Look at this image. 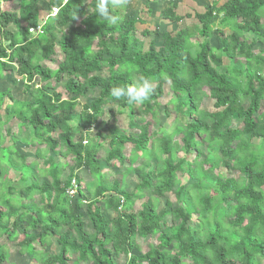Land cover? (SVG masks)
Returning a JSON list of instances; mask_svg holds the SVG:
<instances>
[{
  "label": "trees",
  "instance_id": "obj_1",
  "mask_svg": "<svg viewBox=\"0 0 264 264\" xmlns=\"http://www.w3.org/2000/svg\"><path fill=\"white\" fill-rule=\"evenodd\" d=\"M9 1L12 0H0V3ZM41 2L47 11L43 21L39 17ZM95 3L96 0L87 3L85 0H22L18 10L0 11V81L14 71L24 80L22 88L29 96L26 104L10 102L9 89L0 87V109L18 121L19 133L26 132L20 142L44 145L54 152L62 144L72 162L67 166V178L62 180V165L54 161L52 155L47 156L44 163L50 179L37 183L31 176V164L14 148L15 133L7 130L11 144L0 145V236L14 241L21 235L18 252L31 261L39 253L35 243L43 247L48 238L56 237L57 253L29 264H116L118 254L128 256L125 264H260L262 260L264 263V115L259 114L264 100V76L248 74L245 82L242 81L250 61L264 66V57L253 51L261 31L264 0H226L220 5L212 1L203 12L193 15L177 14V4L169 1L160 10L163 21L179 23L185 17H194L199 22L197 34L201 40L195 52L187 45L191 35L189 28H180L174 34L155 31L161 46L156 48L154 41H150L144 50L143 40L137 34L144 38L148 30H136V21L123 16L122 22L108 25L95 13ZM145 5L152 13L156 0H145ZM53 9H56L54 15L50 13ZM116 14L121 15L118 10ZM218 16L220 24L229 27L230 33L218 37L216 49L211 47L208 37L213 31L212 20ZM10 26L15 30H9ZM38 26H41L40 32L30 31ZM94 44L96 51L92 50ZM56 47L62 54L57 68L51 70L39 64L40 60H49ZM222 55L232 62L244 60V70L230 65L223 72L218 71L216 67L223 65ZM104 67L106 76L100 74ZM139 75L155 84L150 100L141 105L142 111L152 112L153 102L163 95L164 80L169 82L173 96L178 99L174 102L173 97L169 104H175L181 113L182 119H177L183 131L181 141L185 152L189 153L200 143L199 135L206 134L211 143H216L225 167L243 176L240 183L229 176L218 180L213 192H206L197 204L190 203L185 189L179 187L175 196L179 199L184 193L185 206L155 213L153 206L143 203L136 212L129 210L131 198L150 187L152 173L146 171L143 164L150 157V138L158 134L151 136L145 124L131 123L140 128L138 135H121L113 128H107L105 135L100 134L109 142L106 166L114 161L123 166L127 157L122 147L132 144L130 153L140 154L133 168L140 182L132 194L113 182L110 195L105 196L107 189L101 183L103 164L98 151L88 150L86 140H75L74 136L82 137L107 104L116 103L122 108L132 106L112 97L111 89L126 86ZM63 77L66 78L64 91L72 98L65 99L57 91H48L52 79L59 81ZM94 89H98L97 97L74 116L77 98ZM207 95L213 100L214 110L209 112L199 108V102ZM244 100H248L246 107L242 106ZM206 116L211 120L209 124L204 121ZM234 116L241 118V128L228 126ZM4 122L0 114V128ZM160 131L157 139L163 159L157 173L161 182L152 189L156 196L169 192L177 172L193 163L186 158L174 162L171 150L176 142L163 128ZM52 133H57L58 138H52ZM253 144L257 145L256 150ZM39 147L34 156L42 151ZM6 152H9L8 163L3 161ZM82 167L99 181L93 198L87 201L81 191L82 180L76 173ZM11 169L20 172L25 198L39 196L38 206L31 201L22 202L20 195L14 193L16 187L8 177ZM73 180L76 193L70 198L67 190L72 188ZM194 187H198L197 184ZM101 202L112 210L111 217L104 216L99 206ZM83 203L92 233L85 231L78 212ZM220 210L224 217L230 216L227 231L221 230L216 221ZM193 213H197L201 221L197 229L192 227ZM167 215L172 216L176 224L162 228L160 223ZM209 218L213 221L211 228L204 230L202 227ZM203 230L205 237L201 234ZM136 237H155L158 244L136 256L131 254ZM172 243L177 247L174 253L167 250ZM70 255L76 258L71 260ZM5 262L4 245L0 244V264Z\"/></svg>",
  "mask_w": 264,
  "mask_h": 264
},
{
  "label": "rangeland",
  "instance_id": "obj_2",
  "mask_svg": "<svg viewBox=\"0 0 264 264\" xmlns=\"http://www.w3.org/2000/svg\"><path fill=\"white\" fill-rule=\"evenodd\" d=\"M89 0H85L87 3ZM140 1L142 3H140ZM204 1V0H203ZM217 2L222 3L223 0H205L203 4H198L195 6H184L180 3L179 12L184 15L185 13H190L193 15L196 12L204 11V7L209 4L210 2ZM222 1V2H221ZM163 0H156V8H153L152 13L148 11L147 6L145 5V0H131V2L127 5L124 12L119 13L128 19H133L136 21L134 24L136 30H148L149 34L144 38L137 34V37L143 40V49L146 50L150 41H154L156 48L161 46V39L155 33V31L159 32H169L174 34L180 28H189L191 30V35L187 38V45L191 52H195L197 49V42L201 40L198 37V30L200 29V24L194 17H185L179 23H172L169 21H163L160 17V8L162 5ZM197 1L196 3H199ZM22 4V0H12L9 2H1L0 3V11L1 10H18L19 6ZM218 5V4H217ZM40 6V21H43L47 15L46 7L43 2L39 4ZM219 17H216L212 20L213 31L210 32L208 37V42L211 47L218 49V37H224L225 35L230 33L229 27L225 26L224 24H220ZM9 30L14 31L15 27L10 26L8 27ZM215 29L219 30L220 32L217 33L214 31ZM114 36H117L115 34ZM247 38L250 35L245 34ZM7 42L4 41V44ZM95 44L92 45V50L96 51ZM253 51L255 54L264 57V8L261 9V31L258 37H256V43L254 45ZM62 60V54L60 53L58 47L55 48V53L50 57L49 60H40L39 64L48 67L51 70H55ZM223 65L221 67H216L218 71H224L226 67L232 65L241 67L243 70L245 68V61L239 60L236 62L230 61L227 57L222 55ZM244 76L242 81L245 82V77L252 76L254 73L261 74L264 76V66H256L253 64L252 61L248 64V69L244 70ZM100 74L102 76H106L107 69L104 67ZM24 79V78H23ZM24 80L20 79L19 76L15 74L14 71H10L8 75L3 77L2 82L0 83L1 89L8 88L10 91V102H18L22 104H26L29 100L28 94L23 90L22 86ZM35 83L38 82V79L34 81ZM66 82V78L63 77L61 80L57 81L55 79L51 80V88L48 90L49 92L57 91L61 93L62 97L65 99L72 98L71 95L67 94L64 91V84ZM155 86V84H154ZM206 93L208 92L205 89ZM98 95V89L89 90V92L82 97L77 98V105L73 111L74 116H78L79 112L82 109L83 105H87L90 101L96 98ZM172 89L170 88L169 82L164 80L163 82V95L157 101L153 102L152 104V112L144 113L143 107L141 105H132L126 108L120 107L118 104H107L104 109L102 110L101 114L95 120V123L88 128L82 137H79V134L74 136L75 140H79L82 138L86 140L85 146L88 150L95 149L98 151V157L103 164L102 174L104 175V179L101 181L103 186L107 189L105 196L110 195V187L113 182H117L119 187L129 194L134 192L135 186L140 182V179L133 168L136 167L137 163L139 162V153H130L132 148V144H125L122 147V152L126 155L127 160L123 166H120L117 162H110L107 166L105 165V158L109 151V142L108 139L103 138L101 134H106L107 128H113L117 131L118 134L121 135H138L140 133V128L137 126H131V123H136L139 126H143L144 124L147 126L148 133L152 135L157 132L158 134L155 135L156 138H150V143L148 144V153L149 159L145 161L143 167L146 171H150L152 173L151 178L149 179L150 187L144 189L141 192H137L135 196L131 198L129 201V210L136 212L140 209L143 203H147L150 206H153V210L155 213H158L160 210H172L177 208L178 206H185L184 204V193L180 195L179 199L175 196V192L178 190L179 187H183L186 192V196L188 197L190 203L197 204L199 198L204 195L206 192H213L216 188V184L218 180H221L225 177H233L238 181L241 182L243 176L239 174L236 170H230L229 168L225 167L224 160L220 155L218 147L216 143H211L208 140V136L206 134L199 135V142L197 146H195L189 153L185 152L183 148V143L181 138L183 136V131L180 129V124L177 118H181V113L178 112V107L175 104H169L170 100L173 98ZM8 100L6 99V102ZM178 99L174 97V102H177ZM248 104V100H244L242 103L243 107H246ZM200 110L206 111H213V100L207 95L201 99L199 102ZM260 115H264V100L260 104ZM3 117L5 118L6 115L2 112ZM182 119V118H181ZM204 121L209 124L211 121L209 116L204 118ZM8 122V121H7ZM11 126V127H10ZM18 126V121L15 125L11 122L6 123L4 129L3 124L2 128H0V134L3 136V139L0 140V145L8 146L11 144L10 135L4 133L5 130H11L14 132V148L18 153H22L25 156V159L28 164H31V176L37 182L41 183L42 181L48 180L49 181V173L48 167H46L44 163V159L47 156L52 155L54 161L59 162L61 167V179L65 180L69 173L68 165H72V162H69L68 152L66 151L65 147L60 144L57 150L49 151L45 146H38L36 144L28 145L25 144V140L20 142L21 139L25 138L26 132H18L16 130ZM228 126L234 128H241L242 127V120L236 116L232 117L229 122ZM163 128L165 131L170 133L172 140L176 143L172 146L173 149L171 150V158L175 162L181 158H186L189 162L193 163L189 165H184L181 171H178L172 189L169 192L162 194L161 196H156L152 193V189L155 185L161 182V179L157 176V173L161 170V160L163 159L162 154L159 151V143L158 137L161 134L160 129ZM100 132H102L100 134ZM52 138L57 139L58 134L52 133ZM83 136L85 138H83ZM41 148L42 151H39V156H34L36 149ZM253 147L256 150L257 145L253 144ZM46 150H43V149ZM7 154L9 152L3 153V161L4 163H8L7 161ZM1 158V153H0ZM138 158V159H137ZM25 169V168H24ZM77 175L80 176L81 182V191L83 196L87 199H92L95 193L97 184L99 181L92 177L86 167L80 168L77 172ZM8 177L13 182L15 189V194L17 193L20 195V199L24 203H28L31 201L33 204L38 206L40 204L39 196L36 195L32 197L30 200L25 198V193L21 189L23 182L20 180V172L14 171L11 169L8 173ZM197 184L198 187H194ZM264 190V188H263ZM27 200V201H26ZM100 209L102 210L105 217L109 218L113 215L112 210H108L105 208L104 203L101 202L99 204ZM78 212L82 215V220L84 223V229L87 233H92L93 229L91 228V224L88 221L86 214H85V204H81L80 209ZM230 216H223V210H220L217 214L216 221L220 224V228L223 231H227L230 227L227 225V220ZM164 222H161L160 225L162 228L170 227L176 224L172 219V216L167 215L163 219ZM192 227H198V223H200V219L198 218L197 213L192 214ZM213 221L211 218L207 220V225L203 226L204 230H209L211 228ZM201 231V234L205 237L206 232ZM22 236L18 235V237L14 241L6 240L5 236H0V244L4 245V252L7 257V262L3 264H29L30 262L39 263L44 257L57 253L58 245L56 237L48 238V242L45 246L41 247L39 244L35 243V247L38 249L39 253L36 258L31 261L30 258L25 254H20L18 252L17 242L21 240ZM158 241L155 237H136V246L131 251L133 255H141L144 252L148 251L150 248L156 247ZM176 244L172 243L167 250L170 253H174L176 251ZM69 258L71 260L75 259L76 256L70 255ZM128 259V256L123 254H118L115 256L116 264H125ZM260 264H264L263 260Z\"/></svg>",
  "mask_w": 264,
  "mask_h": 264
},
{
  "label": "clouds",
  "instance_id": "obj_3",
  "mask_svg": "<svg viewBox=\"0 0 264 264\" xmlns=\"http://www.w3.org/2000/svg\"><path fill=\"white\" fill-rule=\"evenodd\" d=\"M130 2L131 0H96L95 13L108 25H116L123 19L122 15L116 14L117 10L124 12ZM76 18L77 15L73 17ZM153 90L154 83L148 77L139 75L126 86H114L111 95L116 100H125L129 105H143L150 100Z\"/></svg>",
  "mask_w": 264,
  "mask_h": 264
},
{
  "label": "crops",
  "instance_id": "obj_4",
  "mask_svg": "<svg viewBox=\"0 0 264 264\" xmlns=\"http://www.w3.org/2000/svg\"><path fill=\"white\" fill-rule=\"evenodd\" d=\"M169 1H173V2H175L176 4H177V7H176V9H175V11H176V13L177 14H179V15H182L180 12H179V6H180V3H182V5H184V6H195V5H198V4H203V5H205L206 3H204L205 2V0L203 1V0H163V2H162V5H161V8L159 9V10H161L163 7H165L167 4H168V2ZM197 1H200L199 3H196ZM226 0H223V2L222 3H224ZM140 3H142L141 1H140ZM222 3H218L217 2V4L218 5H220V4H222ZM203 12V11H202ZM200 13V12H199ZM2 81H0V83H1ZM5 103H7V102H5ZM2 112L4 113V111H2V109H0V114L2 115ZM6 115V114H5ZM2 120L4 121L5 120V122L4 123H2L3 124V129H4V127H5V125H6V123H9V122H11L12 121V123L15 125V123H17V120H15V118H11V117H9V115H6V117L4 118L3 117V115H2ZM8 121V122H7ZM11 127V126H10ZM0 132H1V130H0ZM12 132V131H11ZM4 133H6L7 134V130H5L4 131ZM14 134V133H13ZM0 136H1V138L3 137L1 134H0Z\"/></svg>",
  "mask_w": 264,
  "mask_h": 264
},
{
  "label": "built area",
  "instance_id": "obj_5",
  "mask_svg": "<svg viewBox=\"0 0 264 264\" xmlns=\"http://www.w3.org/2000/svg\"><path fill=\"white\" fill-rule=\"evenodd\" d=\"M55 12H56V9H53L52 14H55ZM40 28H41V26H38V27L35 28V30L30 29V31H32V32H40ZM75 193H76V184H75V182L73 180L72 181V188L67 190V194H68V196L70 198H72Z\"/></svg>",
  "mask_w": 264,
  "mask_h": 264
}]
</instances>
